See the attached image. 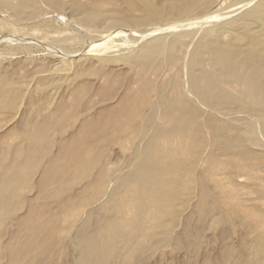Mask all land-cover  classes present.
Returning <instances> with one entry per match:
<instances>
[{"label":"bare ground","instance_id":"bare-ground-1","mask_svg":"<svg viewBox=\"0 0 264 264\" xmlns=\"http://www.w3.org/2000/svg\"><path fill=\"white\" fill-rule=\"evenodd\" d=\"M207 2L129 0L128 9L123 7L126 9L123 14L127 15L112 19L118 25L127 22L135 27L172 12L182 16L192 9L206 6ZM42 3H46L45 0ZM73 5L75 12L81 16L82 23L100 28L96 32L94 43L96 47L104 49L102 52L105 56L127 53L130 47L122 29L108 30V19L97 13V9L77 3ZM255 9L257 10L246 12L242 23L238 26L235 24L230 29L233 39L228 44L218 49L215 47L211 53H204L201 50L202 44L195 47L192 58L194 66L188 69L189 91L183 86V70L178 66L184 43L178 42V50L171 52V40L160 36L162 33L159 32L165 30L157 28L149 29L151 31H146L144 35L134 34L137 41L153 34L158 36L149 39L137 54L129 56L127 60L145 67L144 69L155 65L158 76L151 81H142L140 75L137 92L127 93L126 96L123 93L124 98H119L122 100L119 105L105 106L93 118H85L79 128H70L69 121L76 114L73 107L64 102L56 103V99L48 96L45 91V95H38L33 91L27 96L26 117L3 138L0 145V239L9 231L7 242L2 244L0 240V264H44L48 261V264H138L147 261L150 254L163 244L172 243L182 250L186 244L184 234L187 232H175L168 218L174 222V207L180 200L184 201V197L195 194L199 201L198 226L194 225L197 232H203L204 222L212 217V213L218 214L221 221L233 224L232 228L221 232L220 238L240 230L250 231V234L253 231L256 235L253 241L246 237L237 248L228 246L223 251L224 257L228 258L238 251L237 263L264 264V221L260 222L262 226L254 224L260 221H254L258 216L255 208L248 210L247 205L238 204L235 201L238 196L229 194L220 183L213 188L210 183L215 181L214 174L209 170L191 173V165L199 162L198 155L205 143L204 131L207 127L210 135L218 140V147L231 159L230 163H240L252 179L264 180V175L260 174L262 176L257 178V174L253 173L255 170L264 172V164L255 167L256 169L249 165L257 160L254 152L245 150L239 136H234L222 126L217 128L218 124L211 118L200 122L201 111L191 104L189 98L191 92L203 105H226L233 111L244 108L245 103H225L232 98L264 101V4ZM131 10L144 12L145 16L133 17L129 14ZM184 22L180 24L187 21ZM235 53L244 56L239 65L233 59ZM209 65H213L212 71L208 69ZM237 67L246 68L248 74H238L239 79L238 76L233 77L239 80L238 83L223 79V74L236 76ZM74 70L77 71L76 66ZM131 80L134 82L137 79ZM78 89L72 91L76 102L81 99V89ZM8 98L1 96L0 100L8 102V117L14 120L20 114L13 111L15 103ZM126 127L130 131L122 137V143L127 149L135 146L134 159L127 173H115L108 165L107 147ZM144 134H148L149 138L144 143L136 144L137 137ZM56 136H60L59 139ZM14 137L22 141L12 150L9 143ZM206 162L213 167V157H208ZM114 180L117 189L108 196L105 204L96 206ZM31 189L36 190L35 198L27 200L25 192ZM25 205L28 209L24 216L16 215L11 218V215L24 209ZM95 206L98 208H94ZM86 208L90 210L87 211ZM131 212L137 213V216L129 217ZM84 213L86 219L78 229H74L72 226L77 224ZM191 222V219L185 220L188 230ZM52 258H58L59 262L52 263L49 260ZM215 262L228 264L216 259Z\"/></svg>","mask_w":264,"mask_h":264},{"label":"rangeland","instance_id":"rangeland-1","mask_svg":"<svg viewBox=\"0 0 264 264\" xmlns=\"http://www.w3.org/2000/svg\"><path fill=\"white\" fill-rule=\"evenodd\" d=\"M107 1L45 0L46 3H42L44 0H0V97L6 96L7 98L8 96L10 102L14 101L15 106L13 111L20 114L14 120H10L8 117V110L6 109L8 102L0 100V145L1 141L4 140L3 138H5V136L9 134L14 127H17L26 117V112L28 110V104L26 101L33 91V93L38 95H45V93H48V96L51 95V97L56 99V103L64 102L68 106L73 107L76 114L69 122L71 123L70 128L76 129L83 124L84 120L93 118L105 106L119 105L122 101L121 99L124 98V95L126 96L127 93L131 94L133 92H137L140 81L138 80V77H140V75H142V81H151L153 78L155 79V77L159 74L154 68L155 65L149 67V69H144L145 67L142 68L138 65H134L132 62H129L127 58L137 54L138 50H140L149 39L158 35L153 34L151 37L149 35L147 38H141L138 42L136 40L137 37L134 34L144 35L146 31L150 32L152 29H164L165 32L161 30L163 32L160 31L159 33L162 34L159 35L167 37L168 40H171L172 44L174 42L173 45L170 43L169 49L172 50L171 52H176L178 50V42L184 43L185 47L181 51L178 66L180 65L179 67L183 70V86H185V89L189 91L188 69L194 66V64H192V58L197 46L199 47L202 44L201 50L204 53H211L216 48L218 49L222 45L224 46L228 44L233 39V34L230 29H233V27L242 23L243 15L246 12L257 10L255 9L256 6H263L264 4V0H207V5L200 7L201 9H192L182 16H178L177 13L172 12L168 15H164L165 17L161 16L157 19L151 20L153 22L147 21L134 27L127 22L119 23L118 25V22H116L115 19H112L115 17H122V15L125 17L127 15L123 13L124 10L129 7V0H122L121 2L120 0ZM74 3L87 5L97 9V13L99 12L100 14H103L108 19V27H106L108 30L122 29L130 47L127 50V53H115L110 56H105L104 52H102L104 49H102V47H96L94 43L96 39V32L100 28H94L88 24L86 25L85 23H82L81 16H79V14H77L74 10ZM124 6L126 9H123ZM70 10L73 11L70 12ZM131 11H129V14L133 17L141 18L145 16V13L139 10H135L136 12L133 10ZM258 11H260V9ZM184 21H187L188 23H185ZM182 22L185 24L181 25L180 23ZM167 28H169V30ZM149 29L151 30L149 31ZM99 49L100 52H98ZM233 59L236 64L239 65L243 61L244 56L240 53H235L233 55ZM63 66L66 69H64ZM75 66L77 71L74 70ZM62 68L65 71H63ZM208 69L212 71L214 69L213 65H209ZM235 70L236 76H232V74L226 76L223 74V79L238 83V74H248L247 69L244 67H237ZM237 76L238 79L233 78ZM131 79L137 80L133 82ZM71 84L73 85L72 88ZM78 88L81 89V99L76 102V99L73 98V92L76 89L79 90ZM69 89H71V92ZM101 94L104 97L101 96ZM189 98L191 100V104L201 111L202 117L200 122L206 120V118H211V120H214L218 124L216 126L217 128L218 126H222L229 132L233 133L234 136H239L242 140V144L245 145V150H249L251 153L254 152L253 154H255L257 160H253V162L249 163L251 167L255 168L264 164V101H254V98L241 101L240 99L232 98L231 101L225 103H245L243 104L244 108L233 111L226 107V105H213V107L203 105L200 100L191 94V92ZM116 101H118V103ZM125 130H123L120 135L121 137H117L112 143H110L111 145L109 144L106 155L108 165L111 170H113L112 172L116 173L118 171L121 174L127 173L130 170L135 153V146L129 149L123 146L122 137L127 135L130 131L128 127H126ZM205 130V143L200 149V153L198 155L199 162L198 164L191 165L193 166V172L191 173L196 174V172L209 170L212 175L214 174L213 176L215 180L211 182L210 185L215 188V185L222 184L226 190L230 192L229 194L238 196L235 200L238 204L247 205L248 210H253L255 208L258 216L255 217V220H253L260 221L253 223L262 226L263 224L260 222L261 220L264 221V180L252 179V176L248 171L244 170L240 163H230L231 159L229 156L218 147V140L212 134L210 135V131H207L209 130L207 127ZM56 137L59 139L60 136ZM148 138V134L140 135L137 137L136 144H139L140 142L144 143ZM20 140L22 141V139H19L18 137H14L12 140L10 139V149L14 150L21 142ZM208 157H213V167H210L206 162ZM214 159L216 161H214ZM258 171L259 170H255L253 172L257 174L255 175L257 178L264 175V172L260 173ZM36 178L37 177H35V179ZM116 189L114 180L105 196L102 200L97 202L96 206L100 207L102 204H105L108 196L110 197V194ZM215 190L214 192L217 194ZM35 195V189L25 192V198L27 200L34 199ZM183 199L185 202L180 200L178 205L174 207V218L175 220L179 219L180 221L174 220V222H172V219L170 218H168V221L171 226L174 227L175 232L184 233L186 231L187 234L190 235V238H188L189 236L184 234L186 238H184L185 243L188 244H185L187 248L184 246L185 249L183 248L182 250H179L172 243L163 244L160 249H157L150 254L147 261H143L144 263L141 261V263L138 262V264H207V260L210 258L213 259V262H211L212 259H210L208 264H216L215 259L220 263L227 262L228 264H239L236 262L239 255L237 254V250V252H233V254L228 258L224 257L225 255L223 251H225L228 246H236V248L238 245L241 246L246 237L249 241L255 240V233L252 231V235L250 234V231L240 230L233 232L228 237L226 236L223 239L220 238L219 235L221 232H223L224 229L227 230L232 228L233 224L231 222H226L225 220L224 222L223 220L221 221L219 216H217L218 214L215 212L214 213L217 215H213L212 213L210 215L212 217H208L209 219L207 218L205 220L203 232H197L198 229H196L195 226H198L197 220L199 218L197 211L199 203L198 196L195 194L187 198L184 197ZM212 201L216 202V200ZM182 202H184V205H182ZM96 206L94 208H98ZM27 209L28 206L25 205L24 209L11 215V218L16 215L17 217L22 215L24 216L27 213ZM86 210L88 211L90 208H86ZM85 214L86 213L82 214L78 219L77 224L75 223V225L72 226L74 229H78L82 224V221L86 219ZM136 216L137 213L131 212L129 217L134 218ZM186 219L192 220L190 229L194 230H191L193 233L190 229L188 230L186 228ZM251 221L252 220H250V222ZM135 228H137V224ZM7 232L9 233V231ZM8 233L0 239L2 244H5L9 239ZM191 234L194 235L192 236ZM203 236L204 238L202 239ZM200 239H202V242ZM49 260H51L52 263L55 261L59 262L58 258L57 260H53V258ZM48 263L49 261L44 262V264Z\"/></svg>","mask_w":264,"mask_h":264}]
</instances>
